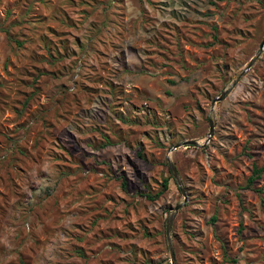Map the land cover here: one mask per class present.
Masks as SVG:
<instances>
[{
  "label": "rangeland",
  "instance_id": "1",
  "mask_svg": "<svg viewBox=\"0 0 264 264\" xmlns=\"http://www.w3.org/2000/svg\"><path fill=\"white\" fill-rule=\"evenodd\" d=\"M263 41L264 0H0V264H171L172 215L175 264H264Z\"/></svg>",
  "mask_w": 264,
  "mask_h": 264
},
{
  "label": "water",
  "instance_id": "2",
  "mask_svg": "<svg viewBox=\"0 0 264 264\" xmlns=\"http://www.w3.org/2000/svg\"><path fill=\"white\" fill-rule=\"evenodd\" d=\"M263 45H264V41L262 42L261 46H263ZM253 62H254V60H252L251 63H249V65L247 66L246 70L249 69L252 66ZM228 91H229V89H227L226 91H223L219 97L214 99V101L212 102V105L215 104L216 102L224 99L225 95L227 94ZM212 135H213V122L210 121L209 122V134H208V138L207 139L209 140L212 137ZM187 145L196 146L197 143L194 142V141H186V142H183L181 144L176 145L175 148H178L180 146H187ZM169 165H170L169 167H170V169H171V171L173 173V177L178 181V175H177V172H176L175 168L171 164H169ZM178 184H179V182H178ZM181 192L184 195L183 189H181ZM180 206L181 205H177L175 207V209H174V212H176L180 208ZM172 217H173V215L170 217V219L166 223V233H167L169 251H170V255H171V264H175V260H174V256H173V250H172V245H171V241H170V238H169V231H170V224H171Z\"/></svg>",
  "mask_w": 264,
  "mask_h": 264
},
{
  "label": "trees",
  "instance_id": "3",
  "mask_svg": "<svg viewBox=\"0 0 264 264\" xmlns=\"http://www.w3.org/2000/svg\"><path fill=\"white\" fill-rule=\"evenodd\" d=\"M262 172H264V166L262 168H260V169L254 168L252 176L248 179V186H250L257 178H259V176L261 175ZM166 183H167V181L165 180L164 181V185H163L164 188H166V186H167ZM156 196L151 197V198H156ZM215 220H216V218L213 217L212 221L214 222Z\"/></svg>",
  "mask_w": 264,
  "mask_h": 264
}]
</instances>
